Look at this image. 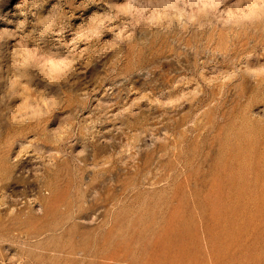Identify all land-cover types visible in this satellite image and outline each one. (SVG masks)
Returning <instances> with one entry per match:
<instances>
[{
	"label": "rangeland",
	"instance_id": "374dc122",
	"mask_svg": "<svg viewBox=\"0 0 264 264\" xmlns=\"http://www.w3.org/2000/svg\"><path fill=\"white\" fill-rule=\"evenodd\" d=\"M0 264H264V0H0Z\"/></svg>",
	"mask_w": 264,
	"mask_h": 264
}]
</instances>
